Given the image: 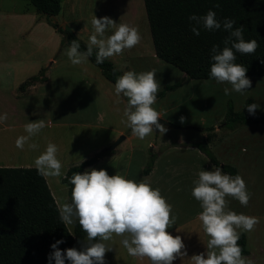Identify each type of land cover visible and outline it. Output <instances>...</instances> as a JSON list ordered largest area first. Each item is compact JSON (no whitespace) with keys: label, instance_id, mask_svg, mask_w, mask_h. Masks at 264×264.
Returning <instances> with one entry per match:
<instances>
[{"label":"clouds","instance_id":"obj_1","mask_svg":"<svg viewBox=\"0 0 264 264\" xmlns=\"http://www.w3.org/2000/svg\"><path fill=\"white\" fill-rule=\"evenodd\" d=\"M214 7L218 8L219 4ZM191 31L200 34V29L227 32L223 48L213 45L211 48L210 77L220 84H230L231 89H223L226 96L231 93H243L251 88V80L246 76V67L235 63L236 54L250 55L260 46L255 40L243 38V25L234 27L235 20L225 18L220 21L213 10L204 15L191 14ZM92 34L88 37L85 50L80 43L72 40L66 55L73 65L88 62L95 57L96 64L122 55L125 50L135 47L141 40L138 28L125 23H116L108 16L91 19ZM110 33V34H108ZM230 45V46H229ZM161 86L155 77V71L136 73L124 71L116 78L114 92L117 103L126 98L123 109V123L139 140L158 129L163 135L167 128L159 122L161 114L152 105L156 103ZM260 107L257 103L246 105L250 115ZM8 120L7 113L0 115V123ZM184 123V117H180ZM47 126L43 119L24 125L27 135L17 137L15 146L21 150L25 144L35 150L38 145L29 140ZM58 148L48 143L45 150L34 160L38 174L46 177L61 176L62 163L57 158ZM72 185L71 202H66L58 209L62 223L72 225L78 222L86 234L80 250L69 247L63 251L58 247L63 240L51 244L53 251L48 255L49 264H105L106 252L112 246L106 242L114 236L121 237V245L131 257L147 259L150 264H173L178 257L183 259L187 251L179 235H171L167 229L175 224L171 215L172 206L167 203L159 189H154L147 182H136L121 175H109L105 169L90 168L84 172H74L65 176ZM192 197L199 202L202 211L198 219L202 230L208 237L206 251L193 254L191 264H252L242 255L238 241L240 231L251 232L259 223L255 216L236 213L228 209L227 197L247 206L250 193L240 175L231 176L221 168L212 171L201 170L198 179L193 181ZM71 234V233H70Z\"/></svg>","mask_w":264,"mask_h":264},{"label":"rangeland","instance_id":"obj_2","mask_svg":"<svg viewBox=\"0 0 264 264\" xmlns=\"http://www.w3.org/2000/svg\"><path fill=\"white\" fill-rule=\"evenodd\" d=\"M84 1L86 5L79 12L72 11L62 3L60 13L46 16L35 11L28 0H0V115L4 113L8 115V120L0 123V166H9L4 164L9 158L12 160L15 156H25V150H21L15 146L17 134L14 135V132L9 128L5 130V125H12V123L18 122V119L21 118L25 119V121L43 119L45 122L60 116L65 120L71 121H92L94 119L95 108L90 105V99L91 95L93 99H96V96L91 93L92 91L89 86H82L83 80H81L80 76H73V72L70 74L71 77L64 78L67 82L70 81L69 84L71 86H66V92L64 93L49 95L50 97H54L53 99L50 98V100L46 94L45 86L37 87V89L27 91L26 93H23L18 88L19 84L28 77L36 75L41 67L47 66L52 57H67L64 51L69 46L65 44L61 51L58 50V46H61L60 41L62 40V36L50 24L53 22L62 27L69 28V26L63 25L66 18L71 21L72 24L70 23V25H74L75 28L91 21L93 15L97 18L108 16L118 24L125 23L138 28L141 40L133 47L135 51L131 55L132 58L127 61L116 59L114 62L116 68L120 71V75L124 71L129 70L136 73L154 70L155 77L161 86L160 90L167 84L180 81V85L177 88L166 91L163 96L157 97L156 103L152 105L161 114L160 118L172 123L175 127L163 124L167 128L166 133L161 135L159 130H154V133L144 140H139L136 137L132 141L122 139L109 155L123 153L124 159L120 157L109 159L105 163L101 162L99 165L91 166L87 169H105L110 176L116 174L126 177V179L142 182V173L137 159L143 152H150L153 143L172 137H181L198 142L202 141L204 139L201 137L202 131H206L207 133L208 131L212 132L209 128H213V126L218 125L220 128L222 127L221 124L223 123L228 102L232 103L235 111H240L246 100L250 99L251 103L260 105L255 114L262 115L264 113V76H247L252 82L251 88L243 93L233 91L231 95L226 96L223 89L225 87L231 89L230 84L217 83L213 78L192 79L174 65L159 58H154L143 0ZM76 16L79 18L74 19ZM66 61L69 63L67 67L59 65L62 70L68 69L69 71H73L76 69L77 65L71 64L68 57ZM87 63L108 84L102 88L103 91L109 89L112 91L113 85L106 81L105 77L98 72L97 67L89 61ZM96 78L98 82V77L96 76ZM73 82H76L77 85ZM73 92L78 93L76 100L80 102V105L71 102L74 97ZM95 94L99 97L97 93ZM97 99L96 104L98 103L99 107L96 111L100 114V117L102 116V128H98L100 125H94L81 129L79 127H69L64 128V130L58 129L55 132V138L52 136L53 132L49 133L51 130L46 128L47 126L43 130H46L48 135H51L50 137L55 140H63L65 144L70 146L77 143L79 146L77 151L80 157H84L81 156L83 153L84 155H88L87 153L92 147L99 143H106L102 148L105 150L118 136L124 135H116L117 129H125V134L131 133V129L124 128L126 126L121 123L126 103H117L114 91L109 94H106L104 91L100 95L103 105ZM121 100L126 102V98L121 97ZM50 104L56 105L55 107L58 109L51 108ZM66 104H75V107H70L69 109L63 108ZM180 117H184V123L180 122ZM263 126V123L248 124L245 128L250 129L245 130L244 135L240 139L242 153L256 158V161L258 163L260 161V164L264 162ZM33 137L40 139L42 136L39 135L38 137L35 135ZM107 141L111 142L108 143ZM9 145H13L11 147L13 149L12 154L10 153ZM130 154L135 159L134 161L132 160L130 165H127L125 159L128 160ZM87 157L89 158V156ZM72 159L74 158L72 157ZM261 184H264V182H260L254 190L258 199L262 193ZM52 191L55 196L51 193L58 208L68 202L67 185L65 183L55 187L52 185ZM66 226L68 230L72 231L74 224H66ZM85 237L79 243L80 249ZM121 239V237L114 236L112 241L106 243L110 244L114 250L115 248H120L121 252L124 248L120 243ZM127 262L130 264L129 261Z\"/></svg>","mask_w":264,"mask_h":264},{"label":"trees","instance_id":"obj_3","mask_svg":"<svg viewBox=\"0 0 264 264\" xmlns=\"http://www.w3.org/2000/svg\"><path fill=\"white\" fill-rule=\"evenodd\" d=\"M33 8L46 16L56 15L62 0H28ZM219 7H214L215 4ZM146 19L153 51L156 57L166 61L183 71L192 79L210 77L211 48L218 45L223 48V41L228 35L220 30L208 31L200 29L199 35L191 31V14L204 15L208 10L216 13L218 20L229 18L236 21L234 27L243 25V38L248 41L255 39L259 47L250 55L236 54L235 63L246 67V76H264V0H143ZM62 36V43L70 44L72 40L80 43L81 51L87 43L81 40L71 29L57 23H50ZM230 46V45H229ZM89 61L96 65L103 76L115 83L120 71L108 59L103 64H96L95 57ZM44 69L31 75L18 88L24 91L36 81L44 80ZM180 81L167 84L157 93L161 97L166 91L173 90ZM252 104L247 99L240 111H235L228 102L221 126L232 130L240 125L263 123L262 115H250L246 105ZM213 130V128H209ZM212 132L208 131L205 138L194 143L212 162L231 176L236 174L230 164L222 163L214 156L208 146ZM110 150L101 149L89 158L68 167L62 182L67 185L68 202H71L72 185L65 178L74 172L82 173L85 167L97 162ZM154 154L150 153L148 162L143 168L147 173L152 166ZM58 205L50 191L44 176L38 174L34 166H0V264H49L48 255L53 251L51 244L63 240L58 247L63 251L69 247L78 250L80 241L86 236L78 222L73 230H68L59 217ZM71 233V234H70ZM242 254L246 253V240L240 233L238 241ZM52 264H55L52 261ZM68 264V261H65Z\"/></svg>","mask_w":264,"mask_h":264},{"label":"crops","instance_id":"obj_4","mask_svg":"<svg viewBox=\"0 0 264 264\" xmlns=\"http://www.w3.org/2000/svg\"><path fill=\"white\" fill-rule=\"evenodd\" d=\"M62 3H64L67 8H70L74 12H79V10H82L84 5H86V2L84 0H62L61 7L58 13H60L62 10ZM78 18V16L74 17V19ZM70 23L71 21L67 20L66 18L64 19L63 25L69 26V28L81 40L87 42L88 37L93 32L91 21L87 22L86 24L84 23L82 26L77 28H75L74 25L71 26ZM53 29L55 28L53 27ZM60 43L61 46H58L59 51H61V49L66 44L62 43V40L60 41ZM66 45L69 46L68 44ZM66 50L64 51L65 56ZM133 51H135L134 48L130 50H125L122 55L114 56L110 58V60L113 63L116 59H123L127 61L132 58L131 55H133ZM153 57L158 59V57H156L154 53ZM66 60L67 57H52L47 66L41 67L39 69V71L42 68L44 69L45 79L42 81H36L34 84L29 85L27 89L23 91V93H26L27 91L33 89H37V87L40 86H45L47 96L53 93L54 95L64 93L66 92V86H71V84H69L70 81L67 82V80H65L64 78L71 77L70 74L71 72H73L72 75L75 77L80 76L81 80H83L82 86H89L92 91L91 93L96 96V99L99 98L97 100L100 102L101 105H103L100 99V95L104 91L106 92V94H109L114 91V88L112 89V91L111 89L103 91L102 88L107 86L108 84H106V82H104L102 78L98 76L97 71L93 70L91 68V65L87 62L77 65L76 69H74L73 71H69L68 69L62 70L60 68L61 66L59 65H64L65 67H67L69 63ZM97 69L98 72H100L103 76L101 70L98 67ZM96 76L98 77V82L96 80ZM106 81H108V83H110L114 87L115 83L107 79ZM73 83L77 85L76 82ZM93 91L97 93L99 97H97V95ZM77 94V92H73L74 97L73 101L71 102L80 105V102L76 100ZM50 98L53 99L54 97L49 96V100ZM96 99H93L91 95L90 105L95 108V116L92 121H71L65 120L60 116L54 118L53 120H48L46 122V128H49L51 130L49 131V133L53 132L54 134L52 133V136H54L56 130H64V128L69 127H79L81 129L86 127H92L94 125H100L98 128H102V116L100 117V114L96 111L99 107V104H96ZM122 102L126 103L124 100H122ZM74 105L75 104H66L63 106V108H74ZM86 105L88 104L86 103ZM55 106L56 105L54 104H50L51 108H57ZM18 120V122L12 123V125H5L4 129H11V131L14 132V135L17 134L16 137L27 135V133L24 131V125L31 121H25V119L22 118ZM247 125L248 124L238 126L232 130H227L224 128L222 129V127L220 128L218 125L213 126L212 136L208 140V146L214 156L217 158V160L222 163L230 164L231 166H233L236 171V174L234 176L240 175L246 183L247 191L250 193V200L248 205L246 207L242 206L237 200L231 197H227L226 199L228 200V209L235 211L238 214L243 213L245 215L255 216L259 219V223L255 226V229L253 231H238L244 234L246 240V253L242 255L246 259L251 260L252 264H264V184H261L262 193L259 199L256 197V192L254 191L260 184V182H264V168H262L264 166V162L263 164H260V161L258 163L256 161V158L246 156L242 153V147H240V139L242 135H244V131L250 129L245 128L247 127ZM124 130L125 129L122 128L117 129L116 135L124 134L123 139H128L129 141H132L134 139L132 133L125 134ZM206 134V131H202L201 137L205 138ZM39 135L42 136L40 139L33 137L29 140V143H35L38 145L35 150L30 149L28 147V144H25V156H15L12 160H10L9 158V160L5 161L6 163L4 164H7L9 166H34L35 158L45 150L47 144L54 143L58 148L57 158L62 163V175L57 177L44 176L53 195L54 192L52 191V185L53 187H55L64 183L61 179L69 166L80 163L87 156H92L94 153L100 151L106 144L99 143L98 145H94L92 149L87 153L88 155H84V153H81V156L84 157H80V155L78 154L79 152L77 151L79 148L77 143H75L76 145L70 146L68 144H65L63 140H55V136L54 138L50 137L51 135L49 136L46 130H43L42 133L37 134L38 137ZM107 142L110 143L111 141ZM196 142L198 141L186 140L181 137L163 139L159 142L153 143L151 145L152 150L150 152H143V154L140 155L137 159L139 163V169L142 173V182H147L152 188L159 189L161 195L166 199L167 203L172 206L171 215L175 217V224L168 228L167 231L173 236L179 235L182 238L183 243L185 245V249L187 251L186 257H184L183 259L178 257L176 260L173 261V264H191L189 258L193 254H199L206 251L205 243L208 237L205 236L202 230V224L198 219V214L202 211V209L199 205V202L192 197L191 189L194 186L193 181L198 179V173L201 170L212 171L215 169V166L208 159V157L196 145H194V143ZM11 147H13V145H9V149L11 151L10 153L12 154L13 149ZM113 149L110 150V153H112ZM27 151L29 152L27 153ZM150 153L154 154L153 163L151 169L147 173H144L143 168L145 167L148 161ZM72 157L74 159H72ZM118 157L124 159V154L115 153L112 155H104L97 162L87 166L84 171L88 167L96 166L99 165L101 162L105 163V161H108L109 159H116ZM134 159L135 158L130 154L128 160L125 159V163L127 165H130L132 163V160L134 161ZM119 249L120 248H115L114 250L112 248L110 252H106L105 264H128L127 261H129L130 264H150L147 259H140L129 256L125 248H123L121 252Z\"/></svg>","mask_w":264,"mask_h":264},{"label":"water","instance_id":"obj_5","mask_svg":"<svg viewBox=\"0 0 264 264\" xmlns=\"http://www.w3.org/2000/svg\"><path fill=\"white\" fill-rule=\"evenodd\" d=\"M159 119V122L161 123V124H166V125H169V126H172V127H175V125H173L172 123H170V122H168V121H166V120H164V119H162V118H158ZM154 130H158V129H154ZM124 138V135H120V136H118V138L110 145V146H108L105 150H111V149H113V148H115L116 147V145L122 140Z\"/></svg>","mask_w":264,"mask_h":264}]
</instances>
